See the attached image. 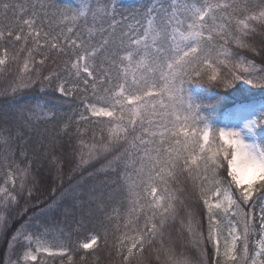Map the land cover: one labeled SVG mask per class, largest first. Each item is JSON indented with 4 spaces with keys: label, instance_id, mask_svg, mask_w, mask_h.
I'll list each match as a JSON object with an SVG mask.
<instances>
[{
    "label": "snow or ice",
    "instance_id": "1",
    "mask_svg": "<svg viewBox=\"0 0 264 264\" xmlns=\"http://www.w3.org/2000/svg\"><path fill=\"white\" fill-rule=\"evenodd\" d=\"M0 98V264H264V0H0Z\"/></svg>",
    "mask_w": 264,
    "mask_h": 264
},
{
    "label": "trees",
    "instance_id": "2",
    "mask_svg": "<svg viewBox=\"0 0 264 264\" xmlns=\"http://www.w3.org/2000/svg\"><path fill=\"white\" fill-rule=\"evenodd\" d=\"M137 2H139V0H124V3L125 4H127V5H129V6H131V5H134L135 3H137ZM193 88H195L196 86H192ZM195 94V93H194ZM212 95V92L210 91V90H204L203 92H202V96L203 97H210ZM259 95V94H258ZM78 103V102H77ZM4 107V101H3V99L2 98H0V108H3ZM72 108H73V106L72 105H70V104H68V103H65L64 104V106H63V111H66V112H70V111H72ZM222 116H223V114L222 113H218V115H217V120H218V122L220 121V120H222ZM40 259H43L44 257L43 256H40L39 257Z\"/></svg>",
    "mask_w": 264,
    "mask_h": 264
}]
</instances>
